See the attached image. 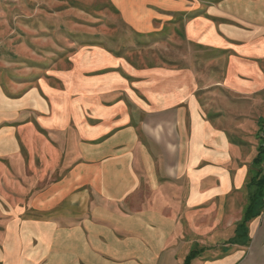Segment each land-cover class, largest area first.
<instances>
[{"label": "crops", "instance_id": "0c3cea01", "mask_svg": "<svg viewBox=\"0 0 264 264\" xmlns=\"http://www.w3.org/2000/svg\"><path fill=\"white\" fill-rule=\"evenodd\" d=\"M109 1L194 51L0 77V264H264V0Z\"/></svg>", "mask_w": 264, "mask_h": 264}, {"label": "rangeland", "instance_id": "374dc122", "mask_svg": "<svg viewBox=\"0 0 264 264\" xmlns=\"http://www.w3.org/2000/svg\"><path fill=\"white\" fill-rule=\"evenodd\" d=\"M96 44L139 66L174 64L194 51L181 40L137 34L109 0H0V77L65 66L64 58Z\"/></svg>", "mask_w": 264, "mask_h": 264}, {"label": "trees", "instance_id": "16d2710c", "mask_svg": "<svg viewBox=\"0 0 264 264\" xmlns=\"http://www.w3.org/2000/svg\"><path fill=\"white\" fill-rule=\"evenodd\" d=\"M264 164V149L261 147L258 157L255 160V167L260 168ZM249 199L250 203L245 212V223L252 217L260 214L264 209V171L263 169L257 170L251 175L248 182ZM243 224L239 225V228H243ZM192 254L188 256L186 264H189Z\"/></svg>", "mask_w": 264, "mask_h": 264}, {"label": "built area", "instance_id": "2783aa9c", "mask_svg": "<svg viewBox=\"0 0 264 264\" xmlns=\"http://www.w3.org/2000/svg\"><path fill=\"white\" fill-rule=\"evenodd\" d=\"M260 138H261V145H262V147L264 148V129L262 130V132H261V136H260Z\"/></svg>", "mask_w": 264, "mask_h": 264}]
</instances>
